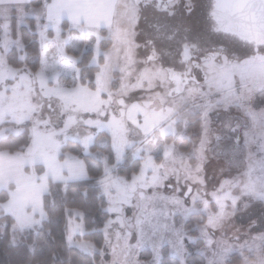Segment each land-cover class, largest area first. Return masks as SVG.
I'll list each match as a JSON object with an SVG mask.
<instances>
[{"label":"snow or ice","instance_id":"1","mask_svg":"<svg viewBox=\"0 0 264 264\" xmlns=\"http://www.w3.org/2000/svg\"><path fill=\"white\" fill-rule=\"evenodd\" d=\"M0 264H264V0H0Z\"/></svg>","mask_w":264,"mask_h":264}]
</instances>
